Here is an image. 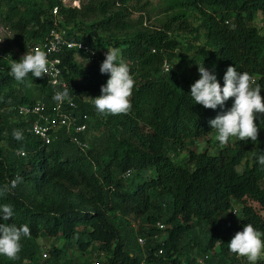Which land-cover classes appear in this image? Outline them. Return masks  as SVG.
<instances>
[{
    "label": "trees",
    "instance_id": "1",
    "mask_svg": "<svg viewBox=\"0 0 264 264\" xmlns=\"http://www.w3.org/2000/svg\"><path fill=\"white\" fill-rule=\"evenodd\" d=\"M135 1L91 0L74 8L47 0L45 11L29 0H0V24L11 28L22 53L45 42L57 28L98 55L95 59L83 51H64L63 85L56 86L69 88L70 100L63 108L76 117L78 127H86L77 136L89 145L87 150L65 130L55 137L52 133L49 144L29 132L35 118L21 116L18 109L39 102L53 108L54 88L45 76L29 74L25 82L15 81L10 63L0 60V185L23 177L0 204L13 206L14 220L8 223L26 224L31 233L22 238L17 258L6 257L0 264L36 260L41 238H63L86 264H93L87 257L95 254L102 264H199L186 251L207 255L217 249L216 257L202 264H244L227 244L249 223L264 233V167L255 159V152L264 149V114L257 121V141L233 143L230 138L220 144L209 121L230 109L232 99L213 110L190 97L199 65L213 70L222 87L228 67L236 66L250 73L264 96V33L255 22L258 14L264 16V0H166L167 18L160 28L144 29L122 42V59L135 80L130 111L103 116L91 127L94 108L79 96L101 95L109 76L101 74L100 65L108 49L121 47V41H107L95 26L77 23L100 15L104 21L97 27L130 29L126 13ZM183 47L194 55L191 60L178 54ZM77 55L88 65L77 62ZM176 64L182 67L176 70ZM14 129L23 131V140L13 138ZM200 140L218 146L217 151L191 150L190 144ZM20 150L25 155H18ZM183 152L187 158L177 163L172 154ZM236 206L240 212L231 217ZM160 223L167 227L163 233L157 228ZM200 224L202 236L197 232ZM163 235L162 242L155 239ZM140 237L147 239L145 247ZM51 253L53 263L46 264L74 262L64 259L62 249L55 247Z\"/></svg>",
    "mask_w": 264,
    "mask_h": 264
},
{
    "label": "clouds",
    "instance_id": "2",
    "mask_svg": "<svg viewBox=\"0 0 264 264\" xmlns=\"http://www.w3.org/2000/svg\"><path fill=\"white\" fill-rule=\"evenodd\" d=\"M198 71L199 79L191 86L190 91L194 104L215 110L232 99L230 109L209 121L218 142L226 144L230 138L257 141L260 131L257 121L264 114L262 86L256 84L250 73L237 71L236 66L228 67L223 76V87L213 70L199 65ZM49 72L46 53L34 49L28 50L19 61L12 60L9 74L15 81L23 83L29 74L35 78H43ZM100 72L108 75L109 79L102 85L101 95L90 98L97 114L101 116L127 114L132 107L131 97L135 80L129 65L121 59L119 49H108L100 65ZM49 83L54 88L53 100L58 105L70 100L69 88H57V81L53 79H50ZM12 135L16 141L24 139L21 129H14ZM17 154L22 155V150ZM255 159L260 167H264V149L255 152ZM21 183L23 177L17 175L8 184L0 185V198L12 193ZM14 215L11 204H0V257L9 259L17 258L21 251L22 238L31 234L26 224L17 226L15 222L8 223L9 220H14ZM227 248L238 257H246L249 264H257L264 258V233L252 224H246L242 231L234 235Z\"/></svg>",
    "mask_w": 264,
    "mask_h": 264
},
{
    "label": "rangeland",
    "instance_id": "3",
    "mask_svg": "<svg viewBox=\"0 0 264 264\" xmlns=\"http://www.w3.org/2000/svg\"><path fill=\"white\" fill-rule=\"evenodd\" d=\"M29 1H30L29 2L30 5L35 6L37 8H43V9H45V11H48V9H49L47 0H29ZM76 1L75 0H72V1L68 0L65 3L69 6H71V5L75 4L74 2H76V4L80 5V7H83L84 4H89L91 0H76ZM165 3H166V0H138V1L130 3L128 5L129 11L126 13V16H127L126 20L130 21L131 28L124 30V31L118 30L114 26H109L111 28H107V29L97 27L100 23H102L104 21V18L100 15H88L87 17L82 18L77 24H79L80 22L83 24H86L88 29L92 26H95L97 35L100 36L101 38L107 40V41H110V40L121 41V44H120L121 47H118L117 49H119L120 57L122 59V55H123V46L122 45L124 44L122 42L126 41V39H128L130 37L135 36L139 31H142L144 29L150 30V29H156V28L161 27L162 23L167 18V15L164 13ZM117 11H118V9L115 10V12H117ZM255 22H256V25L258 27H260L262 29V32L264 33V16H263V14H261V13L258 14L255 18ZM197 25H198V23H197ZM186 41H184L185 45H186ZM19 48L20 47L17 45V43L13 39L11 42V45L9 46V49L14 51V55L16 58V59L14 58L15 61H18L19 58L23 54V53H19L20 52ZM178 54L180 56H186L188 61L192 59V56L194 57L193 54L186 53L184 47L182 49L178 50ZM76 61L79 62L80 64H82L83 66L88 65V61H86V59L80 55L76 56ZM180 67H182V64H176L175 65L176 70ZM139 75H140V73L138 72L136 77H138ZM30 87L34 88L35 85L32 84V85H30ZM79 98H80V100H82V102L87 103L89 106L94 108L92 110L93 115L90 116V118H89L91 127L94 125H97L99 121L101 122L103 116L97 114L92 100L89 97H86L85 95H81V96H79ZM94 98H96V97H94ZM140 126L142 127L143 130H145V132H147V133L150 132V130L148 128H145L144 124H141ZM97 132L101 134L100 131H97ZM235 139L236 138H233V143H235V141H236ZM93 140H94V138H92V141ZM215 140L218 141L217 139H215ZM207 148L211 152H215V151H217L218 146L215 145V146L209 147V144L205 140L196 141L192 145L190 144V149L193 151L202 152V151L206 150ZM172 158L174 160H176L177 163H181L182 161H184L187 158V152L179 153V155L177 157L174 154H172ZM245 165H246V162L244 163L243 168L241 167L240 170H243ZM236 211H237V213H239L240 207H238V206L235 207V211H233L231 213V217L234 216ZM226 223L229 224L230 220H226ZM197 232L199 235L202 236L203 231L201 230V224L197 226ZM38 244H39V251H38V254L36 256V260L26 261L25 264L53 263V257H52L51 252L55 247L58 249H62L65 252L66 257H64V259H67V258L72 259L73 258V260H74L73 264H86L85 257L78 250H76L72 247H69L68 246L69 244L66 243V241L63 238H59V239L41 238L38 240ZM217 251H219V249H217L213 253L204 255V254H202L201 251L195 250L194 252L186 251L187 252L186 254H188V257L190 259H194L199 264H202V263H204V260L206 258L216 257ZM87 258H89V260L91 262H93V264H102V260L99 259L97 254L92 255L91 257L89 255ZM239 258L242 260V262L244 264H246V263L249 264L246 257H239ZM4 259H6V257H0V263H2V261ZM260 260H264V258H261ZM257 264H258V262H257Z\"/></svg>",
    "mask_w": 264,
    "mask_h": 264
},
{
    "label": "built area",
    "instance_id": "4",
    "mask_svg": "<svg viewBox=\"0 0 264 264\" xmlns=\"http://www.w3.org/2000/svg\"><path fill=\"white\" fill-rule=\"evenodd\" d=\"M65 2L68 0H61ZM72 1V0H71ZM76 1V0H75ZM77 2V1H76ZM71 5L74 8H81L80 5L76 4ZM69 6V5H67ZM54 15H59V9H54ZM14 34L11 28L5 24H0V60H6L10 64L12 60H15L14 51L9 49L11 42L13 40ZM38 49L46 53V57L49 61L50 72L44 76L48 79L56 80V86L63 85L62 76V58L61 55L64 51H80L89 54L92 58H97L98 55L96 52L91 50V48L84 43L72 41L68 36L67 32L62 29L54 28L47 37L46 41L42 44L30 48V50ZM19 51V50H18ZM19 53H22L21 51ZM26 53H23L25 55ZM21 56V57H22ZM20 57V58H21ZM15 58V59H14ZM19 58V60H20ZM18 60V61H19ZM4 68L0 66V75L2 74ZM166 70H169V67H166ZM71 104V103H70ZM74 106V105H73ZM75 108V106H74ZM19 114L23 117L30 118L34 117L35 121L30 125L29 132L34 135L42 138L46 143L52 142V133L55 137L57 133L61 130H65L67 134L72 137V141L78 145L81 149H89V145L79 139L77 134L84 133L86 131L85 126L78 127V120L76 117L72 116L71 113L67 112L63 108V104L55 105L53 108H49L46 104L39 102L34 105V107H21L18 109ZM76 134V136L73 135ZM25 155L24 153H22ZM157 228L163 233L166 231V225L160 223L157 225ZM165 235V234H164ZM156 236L155 239L162 242L164 237ZM141 247H145L147 244V239L140 237L138 239ZM164 251L160 250L159 255H163Z\"/></svg>",
    "mask_w": 264,
    "mask_h": 264
}]
</instances>
